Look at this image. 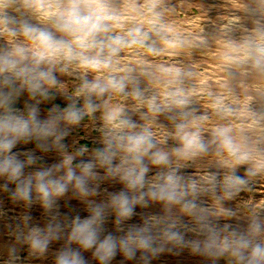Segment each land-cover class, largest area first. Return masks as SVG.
Returning a JSON list of instances; mask_svg holds the SVG:
<instances>
[{
    "label": "rangeland",
    "instance_id": "obj_1",
    "mask_svg": "<svg viewBox=\"0 0 264 264\" xmlns=\"http://www.w3.org/2000/svg\"><path fill=\"white\" fill-rule=\"evenodd\" d=\"M62 262L264 264V0H0V264Z\"/></svg>",
    "mask_w": 264,
    "mask_h": 264
},
{
    "label": "clouds",
    "instance_id": "obj_2",
    "mask_svg": "<svg viewBox=\"0 0 264 264\" xmlns=\"http://www.w3.org/2000/svg\"><path fill=\"white\" fill-rule=\"evenodd\" d=\"M41 190L44 191V195H45V196L48 195L47 191L44 190L43 187L41 188ZM57 190L60 191V190H62V188H58ZM256 252L259 254V253H260V249H257ZM62 264H64V262H62Z\"/></svg>",
    "mask_w": 264,
    "mask_h": 264
},
{
    "label": "trees",
    "instance_id": "obj_3",
    "mask_svg": "<svg viewBox=\"0 0 264 264\" xmlns=\"http://www.w3.org/2000/svg\"><path fill=\"white\" fill-rule=\"evenodd\" d=\"M7 104H8V102H7ZM9 105V104H8Z\"/></svg>",
    "mask_w": 264,
    "mask_h": 264
}]
</instances>
